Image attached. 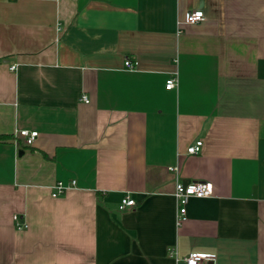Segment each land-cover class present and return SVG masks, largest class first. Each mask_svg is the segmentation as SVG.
Listing matches in <instances>:
<instances>
[{"label":"crops","instance_id":"0c3cea01","mask_svg":"<svg viewBox=\"0 0 264 264\" xmlns=\"http://www.w3.org/2000/svg\"><path fill=\"white\" fill-rule=\"evenodd\" d=\"M0 135V264H264V0H0Z\"/></svg>","mask_w":264,"mask_h":264},{"label":"built area","instance_id":"2783aa9c","mask_svg":"<svg viewBox=\"0 0 264 264\" xmlns=\"http://www.w3.org/2000/svg\"><path fill=\"white\" fill-rule=\"evenodd\" d=\"M205 14L201 10L190 11L186 14L184 21H179V27L183 24L194 25L200 22L205 21ZM137 63L132 62L131 60H127L125 62V67L128 69H135ZM12 70H15V66L11 67ZM178 85V80L176 76L168 79L166 82V89L172 90L175 89ZM81 100L83 102L89 103L87 96H82ZM18 137L23 140L26 146H32L38 136L37 131H28L21 130L18 132ZM203 148V141L197 140L192 145H190L187 149L188 155H198L201 153ZM169 170L173 171L177 174L176 185L174 196L177 202L178 211L176 213V225L180 227L187 221V205L191 198H210L214 194V185L211 182L207 181H196L190 182L188 184L182 183L178 180L179 167L173 166L170 167ZM76 186V181L71 182L70 184H64L63 182H58L54 186V191L52 193L53 198H57L59 196L64 195L69 189H72ZM136 206V201L130 197H125L119 206L120 211H125L128 209H132ZM14 221L16 223V228L18 230H24L28 228L27 223L20 222V216L14 215ZM172 255L176 259V261L184 262L185 264H206L208 262L215 263L216 256L202 254V253H191L186 257H180L176 251L172 252Z\"/></svg>","mask_w":264,"mask_h":264},{"label":"trees","instance_id":"16d2710c","mask_svg":"<svg viewBox=\"0 0 264 264\" xmlns=\"http://www.w3.org/2000/svg\"><path fill=\"white\" fill-rule=\"evenodd\" d=\"M11 138H12V136H10V135H0V142L7 141Z\"/></svg>","mask_w":264,"mask_h":264}]
</instances>
